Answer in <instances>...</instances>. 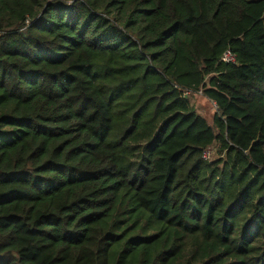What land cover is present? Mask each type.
I'll list each match as a JSON object with an SVG mask.
<instances>
[{"label": "trees", "instance_id": "trees-1", "mask_svg": "<svg viewBox=\"0 0 264 264\" xmlns=\"http://www.w3.org/2000/svg\"><path fill=\"white\" fill-rule=\"evenodd\" d=\"M0 264H264V0H0Z\"/></svg>", "mask_w": 264, "mask_h": 264}, {"label": "rangeland", "instance_id": "rangeland-1", "mask_svg": "<svg viewBox=\"0 0 264 264\" xmlns=\"http://www.w3.org/2000/svg\"><path fill=\"white\" fill-rule=\"evenodd\" d=\"M247 1H254V0H247ZM186 97V96H185ZM189 101V108L202 116L207 123L212 126L213 125V116L216 108L214 107L213 103L205 99L200 93L198 94H189L187 96ZM211 158L216 153V146L213 145L208 149Z\"/></svg>", "mask_w": 264, "mask_h": 264}, {"label": "built area", "instance_id": "built-area-1", "mask_svg": "<svg viewBox=\"0 0 264 264\" xmlns=\"http://www.w3.org/2000/svg\"><path fill=\"white\" fill-rule=\"evenodd\" d=\"M221 62H223L224 64H236V57L234 54H232L229 50L225 51L221 58H220ZM188 95V93L186 94ZM214 107L216 108V105L215 103H213ZM203 160L205 161H208L211 159V156H210V153L208 150H206L204 153H203V156H202Z\"/></svg>", "mask_w": 264, "mask_h": 264}]
</instances>
